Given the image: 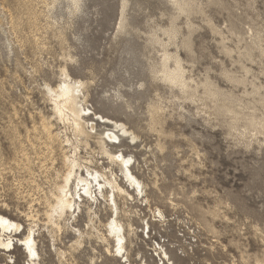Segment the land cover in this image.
<instances>
[{"label": "rangeland", "instance_id": "1", "mask_svg": "<svg viewBox=\"0 0 264 264\" xmlns=\"http://www.w3.org/2000/svg\"><path fill=\"white\" fill-rule=\"evenodd\" d=\"M192 4L178 13L168 0H79L77 10L71 0H0V213L20 222L22 232L37 222L36 264L124 261L106 258L94 237L72 250V227L53 235L45 223L46 197L64 167L60 138L51 152L40 120L61 137L72 135L53 117L43 82L56 85L63 65L85 82L89 118L96 112L137 136L136 143L121 136L120 145L108 146L132 156L148 198L138 195L129 204L136 213V234L127 243L132 264H264V132L250 126L251 115L264 124L253 92L264 86V0ZM8 9L19 20L17 33L9 28ZM171 26L178 36L168 51L181 57L201 99H187L151 73L161 51L148 38L155 33L166 42ZM206 84L214 102L203 97ZM106 128L97 123V131ZM107 215L100 211L101 222ZM86 220L83 211L73 227L83 229ZM52 243L68 251L64 257ZM25 259L18 243L0 250V264Z\"/></svg>", "mask_w": 264, "mask_h": 264}, {"label": "bare ground", "instance_id": "2", "mask_svg": "<svg viewBox=\"0 0 264 264\" xmlns=\"http://www.w3.org/2000/svg\"><path fill=\"white\" fill-rule=\"evenodd\" d=\"M71 1L73 9L77 10L79 7V0ZM168 2L178 13L188 12L190 8L189 6L192 4V0H168ZM32 9L30 8V13L35 15L36 13L34 11L32 12ZM10 10H7L9 28L13 33H17L18 23H16V20L18 19L15 18L14 20V14L12 15ZM180 15L181 14H179V16ZM171 18H173V16H171ZM19 19L21 20V18ZM194 27L195 25H193V28ZM190 29L192 32V28ZM193 31L195 32V30ZM164 34L167 36V39H165V41L167 40L166 42H164L162 40L163 38L161 39L155 33L151 34L148 38L151 44L159 45L161 51L157 61H155V63L151 66V73L153 77L163 81L164 83L166 82L171 88L175 87L178 89L179 93L188 97L187 99L194 97L201 99L200 93L198 96L197 83L193 82L194 85L191 84L190 81H188L190 77L187 79V75L185 76L186 69L184 70L182 66L180 61L181 57L178 59V57L173 54L174 52L170 53L168 51L167 43L174 41L176 35L178 34L176 28L171 26V28L165 31ZM185 37L186 36H184V38ZM181 40L183 39L181 38ZM186 45L188 44L186 43ZM245 72L248 73L249 69L245 68ZM260 72L264 74V67L260 70ZM58 77L59 81L56 85H51L49 82H43V90L46 98H48V101L51 102L50 104L52 105L51 111L53 117L56 118L55 120L61 122L64 125V130H69L72 136H68L67 132H65L61 133L63 134V137H61L59 132L53 131L50 121L40 120L42 121V132L46 136L47 147L51 149V152L53 150L52 142L55 137L60 138L59 140L57 139V141H59L58 148L60 147L62 151V154L60 155H62L61 162L62 167H64V172L61 174H58L59 172L56 169V176L59 178V181L54 184V187L52 186L53 188L49 191V197H46V209L44 213L46 220L45 223L47 226H51V231H53L51 233L53 235L55 231L60 232L66 226L67 228L68 226L72 227L71 230L76 236L74 241L69 244L72 250L75 248L77 249V247H81L84 238L94 237L95 241L99 244L101 249H103L106 258H123V264H132L133 261L128 254L127 243L131 242L130 235L136 234L133 222V218L136 213L133 214L131 212L129 204L131 203L130 201H133L138 195H140L141 200H144L146 203H148V198L146 197L143 183L137 178L132 170L131 166L134 162L132 156L125 155L120 151L109 150L108 146L109 144H115L113 140H118L117 144L120 145L121 136H126L131 141L136 143L137 136L123 123L100 115L96 112H91L93 117L89 118V113L86 112L89 110L84 105L86 102V95L83 91L85 88V82L80 79H73L67 72L64 65L59 69ZM253 92L260 97L259 100L264 108V86L254 87ZM203 95V97H207L211 102H214V92L209 84L203 86ZM158 106H154V112L155 110L158 111ZM251 116L250 126L253 127V129H257L256 131L262 130V132H264V124L262 120H255L256 118L253 115ZM94 119H96V121H93ZM152 122L155 123L154 121ZM97 123H106V125L110 126V128H106L103 131H97ZM82 150L85 151L83 155L80 154ZM102 158L106 160V165L101 160ZM52 163L53 162H51V164ZM115 168L118 172H120V174H118ZM156 210L158 214L161 215L160 210ZM83 211L86 212L87 215L84 228L80 229L78 227H73V222L76 221L77 217ZM100 211L105 214L108 213L104 222H101L99 218ZM31 218L33 219L32 215ZM142 220L144 221L145 219ZM36 223L34 225L29 223L30 226H28L26 232H22L23 227L20 222L0 213V250L10 252L18 243L22 246V249L26 254V264H36L35 260L36 258H39L34 233L36 230L34 228V226L37 225ZM144 224L147 228L149 227L148 220ZM52 245L59 258L65 256L67 250L65 251L57 247L55 243H52ZM163 253L166 254L164 251ZM160 259L163 260L164 258L160 257ZM91 260L93 261V259Z\"/></svg>", "mask_w": 264, "mask_h": 264}, {"label": "snow or ice", "instance_id": "3", "mask_svg": "<svg viewBox=\"0 0 264 264\" xmlns=\"http://www.w3.org/2000/svg\"><path fill=\"white\" fill-rule=\"evenodd\" d=\"M10 246V245H9Z\"/></svg>", "mask_w": 264, "mask_h": 264}]
</instances>
